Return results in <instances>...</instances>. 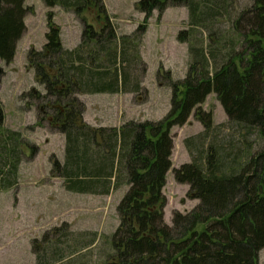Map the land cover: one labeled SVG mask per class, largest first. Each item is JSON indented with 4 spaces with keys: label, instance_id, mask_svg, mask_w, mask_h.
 Masks as SVG:
<instances>
[{
    "label": "trees",
    "instance_id": "trees-1",
    "mask_svg": "<svg viewBox=\"0 0 264 264\" xmlns=\"http://www.w3.org/2000/svg\"><path fill=\"white\" fill-rule=\"evenodd\" d=\"M24 2L0 0V60L6 64L12 62L26 30L28 8ZM43 2L47 7L61 5L77 11L94 3L106 14L101 0ZM178 6L187 7L191 28L208 27L207 19L197 15L196 0L137 3L145 20L154 11L161 14ZM231 23L241 39L240 51L229 49L219 63L213 52L189 46L191 63L185 77L170 85L168 113L159 121L131 122L117 130L82 124L84 105L75 96L113 94L125 88L124 57L107 50L114 38L108 19L101 31L108 30L103 44H99L103 35L88 26L81 33L79 47L64 50L58 27L50 26L42 50L28 52L27 60L45 90L43 96H37L46 102L45 113H52H47L51 125L65 138L64 161L55 160L52 165L67 181V190L108 195L111 180L116 188L122 181L128 185L116 208L120 223L111 237L115 253L108 264H258L264 250V0H252L251 7ZM187 34L179 33L178 41L187 42ZM92 41L97 43L95 52H83V48L90 50ZM99 53L106 54V65L100 63ZM121 60L122 68L107 65ZM211 93L231 124L242 126L245 135L255 136L258 148L248 144L246 154L253 151L240 163L232 159L228 172L227 165L215 157L217 152L209 149L200 162L193 157L191 163L174 169L175 181L187 184L188 194L199 203L187 213H174L169 227L163 222L166 200L162 189L171 168L170 130L186 124L193 114L210 131L212 116L200 106ZM3 120L0 103V126ZM19 137L9 131L0 133V191L14 185L22 154Z\"/></svg>",
    "mask_w": 264,
    "mask_h": 264
},
{
    "label": "rangeland",
    "instance_id": "rangeland-1",
    "mask_svg": "<svg viewBox=\"0 0 264 264\" xmlns=\"http://www.w3.org/2000/svg\"><path fill=\"white\" fill-rule=\"evenodd\" d=\"M138 1L101 0L104 14L94 3L77 11L61 5L47 7L43 0H25L26 30L12 62L0 60V103L4 114L0 133L18 134L22 152L14 185L0 191V264H108L115 253L111 237L120 223L116 208L128 190L126 181L116 188L111 180L108 195L78 194L68 191L67 181L53 171L55 160L64 161L65 138L51 125L47 113H52H45L46 102L37 96H43L45 90L27 60L30 50H42L50 26L58 27L63 49L75 51L88 26L103 35L99 42L103 44L108 30L101 31L108 19L114 38L107 50L124 57L125 88L113 94L75 96L84 105L82 124L117 130L131 122H156L168 113L170 85L185 77L191 63L189 46L213 52L219 63L229 49L240 51L241 39L231 22L252 5V0H196L197 15L207 19L208 27L204 29L191 28L185 6L168 7L161 14L154 11L145 20L137 9ZM181 32L188 33L185 43L177 39ZM90 44V50L83 48V52H95L97 43ZM98 57L106 65V54L99 53ZM122 62L107 65L122 68ZM200 108L212 116L210 131H205L193 114L186 124L170 130L171 168L162 189L166 200L163 222L169 227L174 213H187L199 203L188 194L187 184L175 181L174 169L191 163L193 157L200 162L209 149L217 152L215 157L227 165L228 172L232 159L242 161L248 144H255L254 150L258 148L253 134L245 135L242 126L228 121L214 93ZM258 264H264V250L259 253Z\"/></svg>",
    "mask_w": 264,
    "mask_h": 264
}]
</instances>
